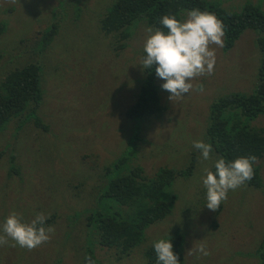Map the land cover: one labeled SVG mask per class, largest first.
Returning a JSON list of instances; mask_svg holds the SVG:
<instances>
[{
  "label": "rangeland",
  "instance_id": "374dc122",
  "mask_svg": "<svg viewBox=\"0 0 264 264\" xmlns=\"http://www.w3.org/2000/svg\"><path fill=\"white\" fill-rule=\"evenodd\" d=\"M13 1L7 0L8 4L2 1L0 8L6 10ZM204 1H215L234 13L245 5H257L264 15V0ZM95 2L88 7L92 12L89 14L92 26L79 28L74 25L65 32L64 29L62 37L59 36L62 39L53 49L67 68L59 66L63 67L62 74L57 77L62 79L60 85L54 81L57 72L44 79L45 89L57 86L42 97L43 103L37 109L41 125L34 128L27 125L22 129L24 141L21 148L19 144L15 147L18 175L9 177L6 173L4 156L12 149V139L8 135L11 124L0 131V152L4 150L0 158V214L5 220L10 213L16 212L23 222H30L37 213H43L48 217L45 227L52 226L54 232L49 234L48 242L35 248L36 251L42 249L41 253L26 251V254L40 256L46 251L49 258L45 261L42 256L37 264H56L57 261L58 264H80L84 245L79 243V247L73 248L72 245H76L72 243V236L63 240V225L70 217L68 211L72 209L73 200L77 199L67 182H75L78 179L76 173L88 172L91 164L95 165V172L105 171L103 179L106 181L111 173L115 174L113 162L124 157L129 166H139L152 179L158 174L163 177L169 176L168 171L172 173L171 185L166 188L175 197L171 213L145 229L147 245L170 232H184L188 242L184 264H258L256 249L264 244V156L258 161L261 190L251 191L243 185L229 190L216 214L206 207V194L202 192H206L202 183L204 169L211 167L214 155L210 153V159L203 160L193 142L207 143L202 126L211 100L229 93L243 97L253 93L256 68L260 63L256 40L262 33L244 29L226 50L211 45L216 59L213 74L193 79V89L178 101L169 100L170 93L161 88L165 81L157 77L154 81L157 104L163 110L156 118L133 120L125 116V110L136 102L143 81L139 53L149 35L147 27L140 18L125 29L126 39L97 37L94 33L95 13L101 8L107 9L112 0ZM59 5L63 14L61 21H71L74 13L79 11L66 0H60ZM181 16L183 21L187 12H182ZM13 18L14 12L7 18L8 26L12 25L9 20ZM71 39L73 44L70 45ZM121 44L124 47L119 49ZM47 70L43 69L42 75ZM196 85H202L203 91ZM236 112L238 117L235 119H242V114ZM250 124L264 128V116H258ZM60 134L62 136L57 137ZM47 150L49 158L45 159L43 154ZM191 153L192 160L189 159ZM67 156L73 158L72 162ZM186 166H190L188 173L191 175H177L178 172L182 174ZM161 168L163 172L159 173ZM55 171L59 173H53ZM199 199L205 203L196 204ZM211 220L215 230L208 227ZM86 239L92 240L89 230L81 234V240L85 242ZM13 243L9 240L8 244L0 246V264L22 262L20 256L26 248L10 246ZM201 243L206 245L210 255L187 254L190 248L195 249ZM113 253L104 249L93 251L101 264H147L144 253L137 248L117 263L113 262Z\"/></svg>",
  "mask_w": 264,
  "mask_h": 264
},
{
  "label": "trees",
  "instance_id": "16d2710c",
  "mask_svg": "<svg viewBox=\"0 0 264 264\" xmlns=\"http://www.w3.org/2000/svg\"><path fill=\"white\" fill-rule=\"evenodd\" d=\"M2 1L8 4L7 0H0V6ZM59 3L60 0H47L46 3L35 0H15L6 10L0 8V131L11 124L8 125V135L9 139H12V149L11 152L8 149L7 156H4L7 165L6 173L9 177L12 174H19L15 147L19 144L21 148L24 141L25 136L21 135L22 129L27 125L33 128L41 125V120L36 115L37 109L43 103L42 97L48 95L52 87L57 86L45 89L42 85L44 79L57 72L58 75L55 76L54 81L55 84L60 85L62 79L57 77L62 74L63 67L67 68V64L62 63L53 52L54 47L62 39L63 32V29H60L63 14ZM192 9L210 12L222 22L225 33L223 49L225 50L244 29L262 33V37H258L256 41L260 63L256 68V84L253 93L244 97L229 93L222 98L211 100L202 126L206 142L213 149L211 153L215 160L209 168L213 173H215L214 164L217 158L232 161L239 157L254 155L259 161L264 156V128H249V123L253 119L264 115V15L257 5H245L238 13H234L223 9L215 1L114 0L105 18L94 29V33L97 37L118 36L120 39H126L128 37L124 32L125 29L132 21L140 18L144 20L147 28L152 27L167 33V29L160 24V19L164 15H175L182 21V12L188 13ZM12 12H14V18L9 20L12 25L8 26L7 18ZM69 44H73L72 39ZM123 47L124 44L119 45V49ZM139 56L142 61L145 56L143 50ZM43 69L48 70L42 75ZM142 75L143 81L141 79L136 102L125 110V116L133 120L156 118L163 110L157 104L154 86L157 78L155 68L142 67ZM236 111L242 114L243 121L234 120L238 117ZM21 125L23 127L19 128ZM60 136L62 135L57 137ZM3 152L4 150L0 152V158L3 157ZM43 156L45 159L49 158L48 150ZM192 158L191 153L189 159L192 160ZM67 160L72 162L73 158L67 156ZM82 166L88 167V165ZM112 168L115 174L111 173L106 181L103 179L105 171L95 172L94 164L89 166L88 172L76 173L78 179L75 182L66 181L71 188V194L77 199L73 200L72 209L68 211L70 217L63 225V240L72 236V243L76 246L69 243L73 248L79 247V243L84 245L80 264H85L86 256L91 257L93 264H101L99 259L95 258L94 250L104 249L114 252L113 262L117 263L135 248L142 250L151 264H157L154 243L145 244L147 238L144 231L171 213L170 207L175 197L166 188L171 185L172 173L168 171L169 176L161 177L158 174L155 179H152L146 176L139 166H129L124 157L115 160ZM189 168L190 166H186L183 173L178 172L177 175L181 177L191 175L188 173ZM162 170L163 168L158 169V172L162 173ZM253 170V178L246 181L243 186L251 191H259L261 179L258 176V162L253 165ZM202 192L206 194L205 191ZM79 202L82 203L79 204ZM201 203L204 204L205 200L199 199L196 204L201 205ZM3 222L4 217L0 214V224ZM208 227L215 230L213 222ZM183 228L186 230L185 225ZM86 229L89 230L92 240L86 239L83 242L81 234L84 230L87 231ZM184 237V232L173 231L161 238L171 240L173 251L178 254L180 264H184V251L188 247ZM41 250L24 249L20 256L22 260L20 264H37L36 262L42 256L46 261L49 258L45 255L46 251H43V255L40 256L26 254V251L41 253ZM59 253H61L60 248ZM256 254L258 264H264L263 243L256 249Z\"/></svg>",
  "mask_w": 264,
  "mask_h": 264
},
{
  "label": "clouds",
  "instance_id": "9594fccd",
  "mask_svg": "<svg viewBox=\"0 0 264 264\" xmlns=\"http://www.w3.org/2000/svg\"><path fill=\"white\" fill-rule=\"evenodd\" d=\"M67 3L79 11L74 13L71 21L67 19L61 21L60 29H65V32L74 25L79 28H90L92 23L89 14L92 12L88 7L90 3L97 2L68 0ZM109 8L110 6L105 10L101 8L95 13L97 22L95 28L105 18ZM160 24L167 29V33L152 27L146 29L149 35L143 45L145 56L141 65L148 69L154 67L156 76L165 81L161 88L170 93L169 100L178 101L193 89L191 83L193 79L213 74L216 59L215 50L210 46H224V27L214 14L199 9L188 11L187 18L183 21L178 20L175 15H164L160 19ZM196 88L203 91L202 85H196ZM235 120L243 121V119ZM250 127L254 126L249 123ZM193 147L200 151L203 160L210 159V153L213 151L210 144L197 140L193 142ZM257 162L258 158L254 155L239 157L232 161L217 158L214 164L215 173L205 168L202 183L206 188V207L217 212L221 203L227 199L229 190H235L253 178V165ZM46 219L48 217L43 213H37L30 222H23L22 217L16 212L10 213L0 224V246L8 244L11 240L14 243L10 246L19 245L31 251L48 242L49 234L54 232V228L44 226ZM153 248L157 264H180L170 239L155 241ZM196 253L203 256L210 255L204 243L199 244L195 249L190 248L187 252L188 255ZM145 259L147 264H151L149 258L145 257ZM85 264H93L91 257H85Z\"/></svg>",
  "mask_w": 264,
  "mask_h": 264
}]
</instances>
